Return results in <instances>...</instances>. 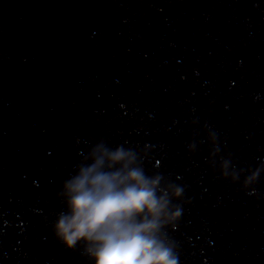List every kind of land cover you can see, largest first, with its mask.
Here are the masks:
<instances>
[{"label":"water","instance_id":"95a60500","mask_svg":"<svg viewBox=\"0 0 264 264\" xmlns=\"http://www.w3.org/2000/svg\"><path fill=\"white\" fill-rule=\"evenodd\" d=\"M120 148L177 264H264V0H0V264H96L55 226Z\"/></svg>","mask_w":264,"mask_h":264},{"label":"clouds","instance_id":"9594fccd","mask_svg":"<svg viewBox=\"0 0 264 264\" xmlns=\"http://www.w3.org/2000/svg\"><path fill=\"white\" fill-rule=\"evenodd\" d=\"M108 158L109 167L128 163L122 171L106 172L101 157L64 185L71 214L60 216L57 236L69 248L78 241L90 245L96 264H177L157 236L165 205L155 194L156 181L140 168L129 170L134 156L123 148Z\"/></svg>","mask_w":264,"mask_h":264}]
</instances>
